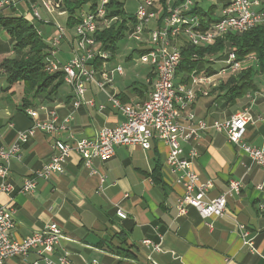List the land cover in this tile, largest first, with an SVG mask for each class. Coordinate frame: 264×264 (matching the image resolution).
<instances>
[{"label":"crops","instance_id":"1","mask_svg":"<svg viewBox=\"0 0 264 264\" xmlns=\"http://www.w3.org/2000/svg\"><path fill=\"white\" fill-rule=\"evenodd\" d=\"M15 2L30 19L26 4ZM54 13L64 12L55 9ZM66 41L73 54L72 43ZM10 48L7 42L0 43V61L12 56ZM115 55L107 63L108 69ZM70 59L71 55L66 62ZM130 61L135 62L133 58ZM96 65L100 69V63ZM4 79L0 71V151L7 150L18 133L28 131L33 122L47 121L52 112L58 124L70 117L66 130L58 134L36 132L8 164L12 191L0 193V204L16 209L15 239H25L56 222L63 238L51 258L66 256L70 264H264V167L253 164L222 132L209 131L201 134L197 142H182L185 151L191 147L199 151L193 164L199 182L212 184L206 200L225 193L231 180L242 182L241 191L227 199V212L219 218L204 220L192 207L179 216L176 203L183 189L166 165L168 146L156 139L149 150L117 147L112 158L94 159L90 167L73 153L63 174H54L48 181L38 180L32 193L22 191L25 179L49 162L57 141L73 143L94 138L103 128H115L123 122L124 117L112 105L111 98L129 105L146 101L155 81L149 67L145 69L144 83H127L124 75L118 73L111 75L112 82L103 88L90 82L83 96L85 102L77 109L73 108L72 88L63 93L57 90L52 102L32 101L26 107L23 85L7 89ZM263 89L264 85L254 78V88L233 104L214 92L201 97L187 112L196 114L195 122H224L249 109L251 121L244 141L260 147L264 142ZM89 101L94 106L86 104ZM29 110L37 111L38 116L29 117ZM186 116V112L182 114L183 127L188 126ZM118 211L124 212L126 219L118 217ZM243 231L249 232L253 249L243 243ZM144 241L158 246L159 251L143 245ZM36 260V253H30L25 260L11 258L4 264Z\"/></svg>","mask_w":264,"mask_h":264},{"label":"built area","instance_id":"2","mask_svg":"<svg viewBox=\"0 0 264 264\" xmlns=\"http://www.w3.org/2000/svg\"><path fill=\"white\" fill-rule=\"evenodd\" d=\"M28 2L27 14H33L43 21L38 12V5L43 7L49 14L54 13V6H63V0H54V6H46V0H20ZM218 6L219 0H209ZM262 8H255L250 0H231V7L221 12L219 21L210 25L203 34L211 35L213 28L222 25H245L253 22L256 17H264V0ZM201 0H167L166 6L157 0V7L146 8V1H139L136 10L139 23L128 34L127 40L142 44L137 49L151 51L150 59H143V54L137 55L135 62H140L152 71H156V79L151 86L152 89L146 101L139 103V111H120L116 104V98H111L112 105L117 108L124 117L123 122L115 128H103L94 138H84L73 143L57 141L54 146V153L49 162L40 170L25 179L22 191L32 193L36 188L38 180L48 181L54 174H63L64 165L73 153L79 155L85 166L90 167L94 159L108 160L115 154L116 148L139 146L149 150L154 139L164 142L168 146L167 167L175 178V182L183 189L178 198L176 207L179 216L187 213V208L196 209L202 219H215L222 217L227 212V199L234 193H239L243 187L241 181L231 180L227 191L222 195L206 200V193L211 189L212 184L207 181L205 184L199 182V175L194 169V162L199 156L196 147L185 151L182 142L198 141L199 136L209 131L225 133L228 142L239 147L253 164L264 167V142L262 146L255 147L244 141L246 127L251 121L249 109H244L230 119L219 122L216 120L206 121L199 119V122H192L194 112L187 110L193 106L200 97H205L207 92L216 88H209V81L220 79L223 72L216 71L217 64L223 60H232V51H228L224 58L215 61L199 60L203 69L214 67V77H200V69H195L185 77L187 82H181L178 76V69L183 62V57H178V50L185 46L181 44L180 33H189L193 39L192 22L195 15L193 10ZM14 3L13 0H0V9ZM111 0H98V10L95 15L80 17L75 28H79L80 37L69 40L73 46V56L62 64L55 60L58 39L64 38V29L56 27L53 34L54 46H51L50 59L48 60L47 71L63 72L64 82L74 90L73 108L77 109L84 104V93L90 82H96L100 88L111 83V72H118L123 75V68L116 67L108 69L107 63L109 50H105L104 44L97 41L96 26L105 22L108 17ZM65 13V12H64ZM59 15L61 13H58ZM41 18V19H40ZM116 19H118L116 17ZM173 24L172 35H175V42H165L163 33L165 25ZM147 26H155V34L145 36ZM92 44H100V51H92ZM56 45V47H55ZM249 59L255 60L254 56ZM100 63V69L96 63ZM239 62H233V68ZM202 69V68H201ZM202 69V70H203ZM97 75L101 80L97 81ZM264 97V89L262 91ZM86 104L94 106L93 101ZM187 113L186 121L188 126L181 124L182 114ZM28 116L35 119L37 111L29 110ZM70 117L58 124L54 112L44 122H33L28 131H20L16 140L7 150L0 151V193H10L12 187L8 184L10 160L15 157L21 147L29 139L33 138L36 132L46 134H58L66 130V123ZM259 190L262 187L258 188ZM118 217L126 219V214L118 211ZM16 209L7 204H0V264L11 258L27 259L30 253H36L38 260L27 264H70L66 256H60L56 260L51 258L58 244L63 238V231L59 224L50 222L41 231H37L25 239L18 240L13 237L16 229ZM242 239L245 245L252 247V239H249V232H242ZM143 245L153 246L159 251V247L150 241H144ZM253 249V247H252Z\"/></svg>","mask_w":264,"mask_h":264},{"label":"trees","instance_id":"3","mask_svg":"<svg viewBox=\"0 0 264 264\" xmlns=\"http://www.w3.org/2000/svg\"><path fill=\"white\" fill-rule=\"evenodd\" d=\"M126 1L111 0L107 17L109 24L96 33L97 41L104 44L105 50L111 52V57L118 53V43L127 39V34L136 23L133 12L128 13L125 10ZM158 1L166 6L167 0ZM52 2L54 6V0ZM154 2L157 4V0ZM208 2L209 0H201L193 10V13L202 19L204 30L218 22L220 18L216 16L219 7L215 3L212 2V5L205 9V4ZM97 5L98 0H63V6H54V9L68 13L67 25L75 28L81 14L86 12L85 9L95 10ZM1 42H7L11 46L9 53H12V56L0 61V71H3L5 75L7 89L19 83L23 84V104L26 107L31 106L32 101L52 102V97L57 93V90L62 84H65L64 74L63 72L47 71L52 47L42 41L32 20L19 10L15 1L0 9ZM196 47L198 48L188 45L182 48L183 62L178 69L181 82H187L185 77L195 69L202 70V64L195 58L196 56L204 58L210 55H220L219 58L222 59L227 54L226 52L232 51L235 53L236 61L243 62L244 59L254 56L257 63L256 69L251 67L240 75L237 74L242 65L236 73L229 71L227 76L217 83L216 89L209 92L210 95L207 93L208 96L219 92L228 104H233L248 90L254 88V75H264V25L256 26L243 33H226L218 37L211 45ZM134 51L137 55L146 52L135 48L132 54L127 57V61L132 59ZM98 67L99 65H96V68ZM221 69L222 67L217 68L216 71ZM204 73L209 76L214 75V69L208 68ZM200 75L202 74L200 73Z\"/></svg>","mask_w":264,"mask_h":264},{"label":"rangeland","instance_id":"4","mask_svg":"<svg viewBox=\"0 0 264 264\" xmlns=\"http://www.w3.org/2000/svg\"><path fill=\"white\" fill-rule=\"evenodd\" d=\"M47 1L50 4H52V6H53L52 0H47ZM139 1H142V0H127L125 3L126 12H128V13L134 12L136 10L135 7L137 6V3ZM25 4H26V8H27L28 2L25 1ZM205 5H206L205 9H208V7L210 5H212V2L209 1ZM85 11L91 12L90 10H88V8L85 9ZM38 12H39L40 17L42 18L43 21L51 23V24H49L50 25L49 26L48 24L41 22V20H39V18L35 17L33 14H31V13L29 14L30 19L32 20L35 28L40 32L41 39L44 43H46L50 46H54V44H53V40H54L53 33L56 30V27L60 26L64 29V34H65L64 38L62 37V38L58 39V42L60 44L57 46V49H56L57 55L55 57V60L57 62H60V63L66 62L67 59L69 58V55H71V57L73 56L69 46L67 45L66 40L68 38L70 40H74V37H75L74 36L75 35V31H74L75 28L74 27L71 28L67 25L68 13L67 14L61 13L60 15L58 13L49 14L48 12H46V10L43 9L42 6L40 7L39 5H38ZM216 16L221 17V12H217ZM154 28H155V26H148L149 30H153ZM145 36H149V35H145ZM139 46L143 47L142 44H137V43H134V42L129 41L127 39L125 41L119 42L118 43L119 53L117 55H115L116 56L115 59L113 61H111V63H110L111 69L116 68V67H122L123 68L124 79L126 81H128L127 83H129L132 80H135L136 84H140V83L145 82V69L147 68V66L140 63V62H132V61L127 62V56L132 54L133 50L135 48L136 49L139 48ZM55 47H56V45H55ZM212 56H215V55H212ZM219 56L220 55H216L215 57L219 58ZM136 57H137V54H136V51H134V54L131 58L136 60ZM241 64H242V68L238 72L237 75L243 74L244 71H246L247 69H249L251 67L252 68L255 67V69L257 68L256 67V65H257L256 60H252L249 58L244 59V61L241 62ZM202 67H203V64H202ZM220 67H222V65L217 64V68H220ZM213 69H214V67L212 68V70ZM205 70L206 69H204L203 71L200 70V73L205 74L204 73ZM254 76H255V80H257L258 84L260 81V84L264 85V75L258 74V75H254ZM17 85L18 84L14 85L13 87H15V86L17 87ZM67 89H70V87L67 84H62L59 91H61V93H63ZM208 94H209V92H208ZM205 97H208V95Z\"/></svg>","mask_w":264,"mask_h":264},{"label":"bare ground","instance_id":"5","mask_svg":"<svg viewBox=\"0 0 264 264\" xmlns=\"http://www.w3.org/2000/svg\"><path fill=\"white\" fill-rule=\"evenodd\" d=\"M142 1H146V8H154L157 7V4H155L154 0H142ZM214 3V2H213ZM231 0H219L218 3V10H228L229 7H231ZM251 4H255V8H262V1H258V0H250ZM46 6H51V4L46 0ZM95 10H98V5L96 7ZM95 10H90L91 12H84L81 14L80 17H85V16H90V15H95ZM133 16L135 18V22L134 23V28L136 25H138L139 23V15L138 13H133ZM193 22H192V34H193V39H195L196 41V46H206V45H211L213 43H215V40L226 34V33H243L246 32L248 30H251L253 28H255L256 26L259 25H264V17H256L254 18L253 22L247 23L245 25H222V26H218L213 28V30H211V35H205L203 34V31H207L203 29V22L202 19L200 18L199 15H195V17L193 18ZM109 24L107 17L105 19V22L100 24V26H96V33L98 32V30L100 29H104L107 25ZM210 28V27H209ZM75 37H80V30L79 28H75ZM172 31H173V24H166L165 25V32L163 33V40H165V42H175V35H172ZM40 34V32H39ZM152 34H155V28L153 30H149L148 26L147 29H145V35H149L152 36ZM180 41L181 44L183 46H194V40H191V35H189V33H180ZM99 45V46H98ZM92 51H100V44H92ZM182 50H178V57H182L181 54ZM233 61L232 60H223L220 61L218 64H222V69L219 70V72H223V74L221 75L220 79L217 80H211L209 81V87H213L215 85H217V83H219L223 78H225V76H227L228 72L230 71V73H236L240 70L241 68V62L240 61H236V57L235 54H233ZM151 58V51H146L145 53H143V59H150ZM198 60H204V61H215L218 60L220 58H217L215 56H206V57H195ZM194 58V59H195ZM111 59V55L110 53H108V60ZM233 62H239L236 65V68H233ZM155 74V79H156V71H153ZM115 73L118 72H111L110 75H113ZM200 77H214V75H200ZM112 81V79H111ZM207 95V93L205 94ZM116 104L119 105L120 107V111H139V105H129V104H125L122 103L118 98H116ZM196 120V116L192 115V122H195ZM199 122V121H198Z\"/></svg>","mask_w":264,"mask_h":264}]
</instances>
